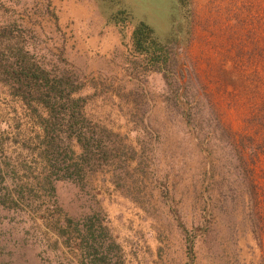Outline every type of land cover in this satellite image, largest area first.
<instances>
[{"label": "rangeland", "instance_id": "obj_1", "mask_svg": "<svg viewBox=\"0 0 264 264\" xmlns=\"http://www.w3.org/2000/svg\"><path fill=\"white\" fill-rule=\"evenodd\" d=\"M14 22L104 138L65 169L0 81V264H264V0H0Z\"/></svg>", "mask_w": 264, "mask_h": 264}, {"label": "trees", "instance_id": "obj_2", "mask_svg": "<svg viewBox=\"0 0 264 264\" xmlns=\"http://www.w3.org/2000/svg\"><path fill=\"white\" fill-rule=\"evenodd\" d=\"M14 24L16 26L0 23V81L26 105L36 103L48 110L47 118L41 121L45 142L53 143L55 148L60 147L57 145L61 141L67 142L63 162L65 169L78 167L85 170L86 166L96 161L95 154H99V147L104 137L99 127L82 112L83 99L75 98L74 95L79 88L72 79L58 76L53 68L48 67L45 59L37 54L34 48V38L27 36L28 30L15 22ZM153 33L150 26L141 23L133 33L136 47L144 51L147 49L146 45L149 48L157 46L152 42ZM72 140L82 149L80 156L74 153ZM61 154L58 150L54 152L55 157H60ZM65 177L73 179L75 175L68 173L62 179ZM105 219L104 217L100 221L97 219L98 223L90 232L94 243L98 238L96 230L105 229L110 233L104 222Z\"/></svg>", "mask_w": 264, "mask_h": 264}]
</instances>
